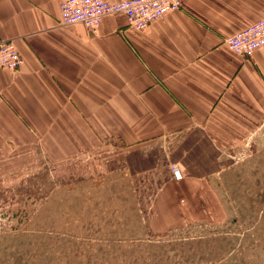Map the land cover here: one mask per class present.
<instances>
[{
	"label": "crops",
	"instance_id": "obj_1",
	"mask_svg": "<svg viewBox=\"0 0 264 264\" xmlns=\"http://www.w3.org/2000/svg\"><path fill=\"white\" fill-rule=\"evenodd\" d=\"M64 1L0 0V43L24 60L0 69V181L85 154L129 178L152 234L225 224L222 177L264 133V48L227 41L264 0H182L145 31L124 14L63 26Z\"/></svg>",
	"mask_w": 264,
	"mask_h": 264
},
{
	"label": "rangeland",
	"instance_id": "obj_2",
	"mask_svg": "<svg viewBox=\"0 0 264 264\" xmlns=\"http://www.w3.org/2000/svg\"><path fill=\"white\" fill-rule=\"evenodd\" d=\"M85 154L0 181V264H264V133L222 177L225 224L152 234L133 183ZM150 230V229H149Z\"/></svg>",
	"mask_w": 264,
	"mask_h": 264
},
{
	"label": "built area",
	"instance_id": "obj_3",
	"mask_svg": "<svg viewBox=\"0 0 264 264\" xmlns=\"http://www.w3.org/2000/svg\"><path fill=\"white\" fill-rule=\"evenodd\" d=\"M182 0H122L117 3L104 0H65L61 7L63 26L81 24L96 30L104 18L111 14H124L129 26L136 31H145L166 15L178 11ZM227 44L235 54L248 57L264 48V19L228 39ZM24 60L16 47L9 42L0 43V69L17 71ZM176 179L182 174L172 166Z\"/></svg>",
	"mask_w": 264,
	"mask_h": 264
}]
</instances>
